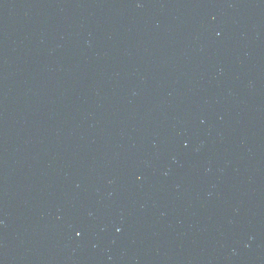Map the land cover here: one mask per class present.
<instances>
[{"label":"water","instance_id":"water-1","mask_svg":"<svg viewBox=\"0 0 264 264\" xmlns=\"http://www.w3.org/2000/svg\"><path fill=\"white\" fill-rule=\"evenodd\" d=\"M0 264H264V0H0Z\"/></svg>","mask_w":264,"mask_h":264},{"label":"snow or ice","instance_id":"snow-or-ice-1","mask_svg":"<svg viewBox=\"0 0 264 264\" xmlns=\"http://www.w3.org/2000/svg\"><path fill=\"white\" fill-rule=\"evenodd\" d=\"M79 234V233H78Z\"/></svg>","mask_w":264,"mask_h":264}]
</instances>
